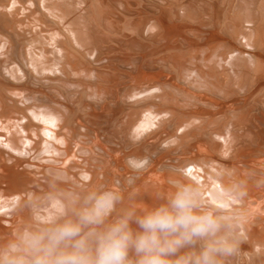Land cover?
<instances>
[{
    "label": "bare ground",
    "instance_id": "1",
    "mask_svg": "<svg viewBox=\"0 0 264 264\" xmlns=\"http://www.w3.org/2000/svg\"><path fill=\"white\" fill-rule=\"evenodd\" d=\"M173 181L237 215L224 264H264V0H0V246L74 193L142 213Z\"/></svg>",
    "mask_w": 264,
    "mask_h": 264
},
{
    "label": "clouds",
    "instance_id": "2",
    "mask_svg": "<svg viewBox=\"0 0 264 264\" xmlns=\"http://www.w3.org/2000/svg\"><path fill=\"white\" fill-rule=\"evenodd\" d=\"M161 199L118 212L113 187L74 193L0 246V264H224L239 253L237 215L208 211L198 187L173 181Z\"/></svg>",
    "mask_w": 264,
    "mask_h": 264
}]
</instances>
